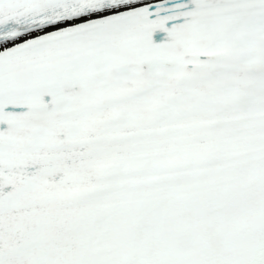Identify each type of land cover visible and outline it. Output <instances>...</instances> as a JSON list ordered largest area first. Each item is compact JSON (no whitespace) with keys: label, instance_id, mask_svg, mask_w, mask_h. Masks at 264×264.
I'll list each match as a JSON object with an SVG mask.
<instances>
[{"label":"snow or ice","instance_id":"6c2138e0","mask_svg":"<svg viewBox=\"0 0 264 264\" xmlns=\"http://www.w3.org/2000/svg\"><path fill=\"white\" fill-rule=\"evenodd\" d=\"M0 264H264V0H0Z\"/></svg>","mask_w":264,"mask_h":264}]
</instances>
